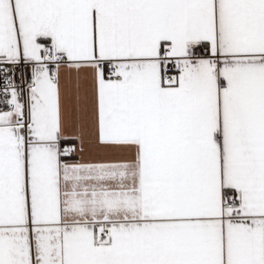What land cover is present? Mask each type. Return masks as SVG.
Instances as JSON below:
<instances>
[{"label": "snow or ice", "instance_id": "6c2138e0", "mask_svg": "<svg viewBox=\"0 0 264 264\" xmlns=\"http://www.w3.org/2000/svg\"><path fill=\"white\" fill-rule=\"evenodd\" d=\"M0 264H264V0H0Z\"/></svg>", "mask_w": 264, "mask_h": 264}]
</instances>
